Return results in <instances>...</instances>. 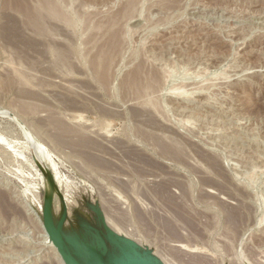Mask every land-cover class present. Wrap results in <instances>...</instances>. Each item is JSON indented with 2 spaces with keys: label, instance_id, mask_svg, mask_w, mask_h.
Here are the masks:
<instances>
[{
  "label": "rangeland",
  "instance_id": "1",
  "mask_svg": "<svg viewBox=\"0 0 264 264\" xmlns=\"http://www.w3.org/2000/svg\"><path fill=\"white\" fill-rule=\"evenodd\" d=\"M37 158L163 264H264V0H0V264H63Z\"/></svg>",
  "mask_w": 264,
  "mask_h": 264
},
{
  "label": "water",
  "instance_id": "2",
  "mask_svg": "<svg viewBox=\"0 0 264 264\" xmlns=\"http://www.w3.org/2000/svg\"><path fill=\"white\" fill-rule=\"evenodd\" d=\"M36 162L46 180L43 205L36 212L63 264H163L150 251L112 230L91 198L75 200L70 206L45 161L37 158Z\"/></svg>",
  "mask_w": 264,
  "mask_h": 264
},
{
  "label": "bare ground",
  "instance_id": "3",
  "mask_svg": "<svg viewBox=\"0 0 264 264\" xmlns=\"http://www.w3.org/2000/svg\"><path fill=\"white\" fill-rule=\"evenodd\" d=\"M21 1V0H20ZM15 2V1H14ZM25 4V3H24ZM23 4V1L22 2H20V4L19 3H16V7H17V9H19L20 11L21 10H25L24 12H26L27 13V10H29V9H26V6ZM51 12H53V11H51ZM29 13V12H28ZM27 13V14H28ZM49 13V12H48ZM54 14H55V16H56V14L57 13H55V11L53 12ZM52 13V14H53ZM29 15V14H28ZM51 15V14H50ZM59 16V15H58ZM27 17V16H26ZM10 21V20H9ZM13 21V20H12ZM15 24V23H14ZM13 26V25H12ZM233 27H234V25H233ZM8 30V29H7ZM15 33V32H14ZM20 36V35H19ZM19 40H22V38L21 39H19ZM117 45V44H116ZM115 45V46H116ZM60 55H62V54H60ZM57 57V56H56ZM61 57V56H60ZM58 59H59V57H57ZM62 58V57H61ZM61 58L59 59L61 62H62V60H61ZM64 58H65V56H64ZM63 58V59H64ZM57 59V60H58ZM66 61V60H65ZM57 62H59V61H57ZM140 67V66H139ZM138 69V68H137ZM136 71V70H135ZM140 72H141V70H140ZM135 74V76H134V78H137V76L139 77L140 76V73H139V75H138V73H137V71L134 73ZM132 77H133V75H132ZM131 77V78H132ZM134 80V79H133ZM140 80V79H139ZM133 82V81H132ZM139 83H141V81L139 82ZM178 90V89H177ZM179 91H182V89L181 90H179ZM174 92H175V89H174ZM178 91H176V93H177ZM172 93V92H171ZM183 93H184V91H183ZM183 93L181 92V94L183 95ZM179 94V93H178ZM185 94V93H184ZM190 94V93H189ZM177 95V94H176ZM180 95V94H179ZM178 95V96H179ZM186 95V94H185ZM170 96V95H169ZM187 96V95H186ZM182 97V96H181ZM187 97H190V96H187ZM193 97V96H192ZM189 99H191V98H189ZM185 100H186V98H185ZM187 120V119H186ZM185 120V121H186ZM189 120H187V122H188ZM28 131V130H27ZM172 142H173V140H172ZM176 143V142H175ZM174 145H176V144H174ZM160 146H161V148H162V150H163V153L165 154V155H172V154H175L174 153V151H173V153H172V151H171V147H168L167 145H165V144H163L162 143V145L160 144ZM177 146V145H176ZM173 150V149H172ZM179 154V153H178ZM176 155H177V153H176ZM51 165V164H50ZM53 167V169H54V167H55V165L53 164L52 165ZM216 166H217V164H216ZM51 167V166H50ZM214 167V166H213ZM52 169V170H53ZM55 170V169H54ZM216 171V170H215ZM210 191V193H211V195L212 194H217L216 192H214V191H212V190H209ZM1 195V194H0ZM2 195H4V193H2ZM8 197V196H7ZM0 198H5L4 196H0ZM5 199H3V201H4ZM1 201H2V199H1ZM6 201V200H5ZM5 204V203H4ZM7 204H8V202H7ZM5 206V205H4ZM7 206V205H6ZM9 207V206H8ZM12 207V206H11ZM15 207V206H14ZM12 209V208H11ZM17 210V209H16ZM24 211V210H23ZM26 211V210H25ZM4 213V212H3ZM27 214V213H26ZM11 215V214H10ZM18 216V215H17ZM40 228V227H39ZM45 233V232H44ZM46 234V233H45ZM48 237V236H47ZM46 239H48V238H46ZM48 241V240H47ZM52 245V244H51ZM53 246V245H52ZM180 248L182 247V246H179Z\"/></svg>",
  "mask_w": 264,
  "mask_h": 264
}]
</instances>
